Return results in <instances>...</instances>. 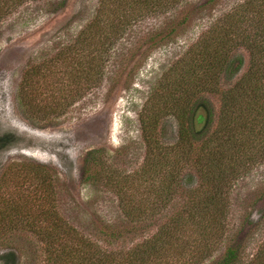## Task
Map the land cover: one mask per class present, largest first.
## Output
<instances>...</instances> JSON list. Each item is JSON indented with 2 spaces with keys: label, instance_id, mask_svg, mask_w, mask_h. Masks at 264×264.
<instances>
[{
  "label": "rangeland",
  "instance_id": "1",
  "mask_svg": "<svg viewBox=\"0 0 264 264\" xmlns=\"http://www.w3.org/2000/svg\"><path fill=\"white\" fill-rule=\"evenodd\" d=\"M242 1L176 0L155 10L132 8V0L0 1V136L15 137L0 149V211H9L0 220V258L12 250L14 264H45L36 229L57 221L97 246L126 252L185 207L188 190L200 182L190 165L162 210L139 220L125 213V202L146 206L152 199L148 182L136 178L147 156L141 113L151 98L166 96L164 77L201 35ZM234 56L243 66L222 75L221 89L249 69L245 47ZM203 98L214 128L220 95ZM160 135L165 144L176 142L174 115L163 116ZM214 233L210 247L199 240L192 249L208 257L204 263L230 245L245 256L263 250L264 162L235 178L224 226Z\"/></svg>",
  "mask_w": 264,
  "mask_h": 264
},
{
  "label": "trees",
  "instance_id": "2",
  "mask_svg": "<svg viewBox=\"0 0 264 264\" xmlns=\"http://www.w3.org/2000/svg\"><path fill=\"white\" fill-rule=\"evenodd\" d=\"M0 1L6 5L11 0ZM174 1L132 0L131 7L155 10ZM241 46L250 53L249 69L232 87L221 89L222 75H233L243 66V57L234 56ZM164 79L166 96L151 98L141 113L147 156L136 178L148 182L151 204L130 206L125 202L124 209L136 220L144 218L148 210H162L160 202L173 199L179 178L190 165L200 182L188 190L185 207L169 218L159 234L126 252L97 246L66 222L35 228L44 243L45 264H200L208 258L199 252L194 255L192 249L199 240L210 247L208 236L224 226L235 178L264 162V0H243L219 17ZM25 83L28 88L34 81ZM206 92L221 98L214 128L212 106L202 100ZM168 114L178 121V139L173 144L161 141V120ZM14 139L12 134L1 135L0 149ZM107 179L115 186L119 183L118 177L115 180L109 175ZM122 186L120 195L125 193ZM8 213L7 209L0 211V220ZM16 257L10 250L0 260L14 264ZM204 264H264V248L245 256L240 246L230 245L221 256Z\"/></svg>",
  "mask_w": 264,
  "mask_h": 264
}]
</instances>
